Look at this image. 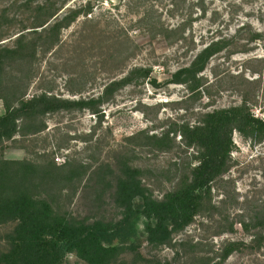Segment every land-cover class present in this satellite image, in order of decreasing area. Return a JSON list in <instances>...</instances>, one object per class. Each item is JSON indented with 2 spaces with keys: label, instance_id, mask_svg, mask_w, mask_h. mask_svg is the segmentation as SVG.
<instances>
[{
  "label": "rangeland",
  "instance_id": "374dc122",
  "mask_svg": "<svg viewBox=\"0 0 264 264\" xmlns=\"http://www.w3.org/2000/svg\"><path fill=\"white\" fill-rule=\"evenodd\" d=\"M49 12H54L50 25L60 21L54 41L53 31L33 27L38 15L46 18ZM22 31L34 49L20 62L4 58L5 80H14L16 72L28 74L27 95L46 91L95 100L88 107L45 113L43 129L18 131L0 141V158L73 165L70 177L63 171L37 188L68 218H120L114 191L123 161L144 169L142 182L152 196L161 198L176 188L197 152L179 130L201 112L238 104L245 96L264 118V0H0V48L11 47ZM254 31L259 35L252 38ZM216 37L228 39V45L199 72V93L166 82L195 47ZM136 67L151 72L147 77L134 72L103 93L109 81ZM3 110L0 99V114ZM149 134L164 137L152 141ZM232 141L227 169L211 182L210 200L202 202L190 223L157 246L139 233L138 250L145 259L133 263L134 253L126 251L120 257L124 264H157L173 255L172 264H193L203 255L219 264H264V225L249 230L241 225L250 217L263 219L256 216L264 209V138L253 142L233 131ZM15 223H0V253L9 249L7 236ZM228 241L237 244L221 260ZM190 242L197 243L194 253H187ZM61 264L86 263L68 253Z\"/></svg>",
  "mask_w": 264,
  "mask_h": 264
},
{
  "label": "trees",
  "instance_id": "16d2710c",
  "mask_svg": "<svg viewBox=\"0 0 264 264\" xmlns=\"http://www.w3.org/2000/svg\"><path fill=\"white\" fill-rule=\"evenodd\" d=\"M42 8L43 4L37 6V9ZM53 13H47L46 18L38 15L33 27L53 31L54 41L60 21L53 20L50 25L48 18ZM242 26H239L240 29ZM252 35L255 38L259 33L254 31ZM227 41L224 37H216L195 47L191 58L172 71L166 82L182 83L190 92L199 93V72L215 53L228 45ZM31 48L34 49V44L25 41L24 31L15 36L11 47L0 48V52L5 53H0V99L4 108L0 114V141L18 131L37 132L43 129L45 122L42 115L45 113L88 107L95 101L92 98H63L46 91L27 95L28 85L24 79L28 74L22 76L16 72L12 76L14 80H5L4 58L20 62ZM134 72L147 77L151 71L146 67L133 68L129 75L109 81L103 93H111ZM152 83H156L155 78ZM233 131L253 142L264 138V118L252 111L245 96L238 104L205 110L194 123L182 125L179 133L183 140L197 147L193 157L196 162L190 167L188 176L161 198L152 196L143 184V168L121 162L114 191V200L121 209V216L115 221L68 218L39 196L37 188L41 182L51 180L63 171H68L67 176L70 177L73 175V165H58L52 160L37 163L22 158H0V223L8 220L16 222L7 236L9 249L0 253V264H61L68 253H74L86 264H112L117 261L124 264L125 259L120 257L126 251L134 253L131 262L144 260L138 250L139 233H143L145 240L152 245L165 244L175 232L190 223L205 199L210 200L211 182L227 169ZM163 137L148 135L152 141H161ZM260 215L262 220L253 221V217L242 220V228L249 230L250 227L264 225V209L256 217ZM228 229H232V223ZM236 244V241L225 244L221 260L231 253ZM196 247L197 243L190 242L187 253L196 252ZM176 256L158 260L157 264H172ZM197 261L199 264H219V261L212 262L208 255H203L193 264Z\"/></svg>",
  "mask_w": 264,
  "mask_h": 264
}]
</instances>
